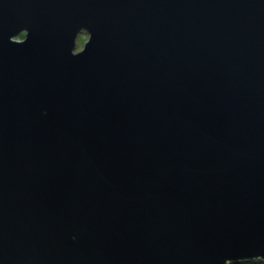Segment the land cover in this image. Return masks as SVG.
Here are the masks:
<instances>
[{
  "label": "water",
  "instance_id": "1",
  "mask_svg": "<svg viewBox=\"0 0 264 264\" xmlns=\"http://www.w3.org/2000/svg\"><path fill=\"white\" fill-rule=\"evenodd\" d=\"M252 260L264 0H0V264Z\"/></svg>",
  "mask_w": 264,
  "mask_h": 264
},
{
  "label": "bare ground",
  "instance_id": "2",
  "mask_svg": "<svg viewBox=\"0 0 264 264\" xmlns=\"http://www.w3.org/2000/svg\"><path fill=\"white\" fill-rule=\"evenodd\" d=\"M26 35H27L26 32H21L17 37L13 38V42H18V43L24 42L26 40ZM87 37H88V35H87ZM81 41H82L81 45L79 44L78 45L79 47L76 46V49L73 52L74 54H78V53L82 52L84 45L88 42V40H86V39H83ZM80 49H82V50L79 51ZM239 263H241V262H239ZM230 264H232V263H230Z\"/></svg>",
  "mask_w": 264,
  "mask_h": 264
},
{
  "label": "trees",
  "instance_id": "3",
  "mask_svg": "<svg viewBox=\"0 0 264 264\" xmlns=\"http://www.w3.org/2000/svg\"><path fill=\"white\" fill-rule=\"evenodd\" d=\"M244 264H264V262L261 260H256V261H249V263L246 262Z\"/></svg>",
  "mask_w": 264,
  "mask_h": 264
},
{
  "label": "flooded vegetation",
  "instance_id": "4",
  "mask_svg": "<svg viewBox=\"0 0 264 264\" xmlns=\"http://www.w3.org/2000/svg\"><path fill=\"white\" fill-rule=\"evenodd\" d=\"M87 37V35L86 34H82V35H80L79 37H78V39H77V42H79L80 40H83V39H85ZM88 38V37H87ZM82 49H80L79 51H81Z\"/></svg>",
  "mask_w": 264,
  "mask_h": 264
},
{
  "label": "rangeland",
  "instance_id": "5",
  "mask_svg": "<svg viewBox=\"0 0 264 264\" xmlns=\"http://www.w3.org/2000/svg\"><path fill=\"white\" fill-rule=\"evenodd\" d=\"M86 40H88V38L86 37L85 38ZM81 43H82V41L80 40L79 42H77V46L80 44L81 45ZM79 47V46H78ZM253 261V260H252ZM254 261H256V260H254ZM249 263V261H244V262H241V263H235V264H244V263ZM232 264H234V263H232Z\"/></svg>",
  "mask_w": 264,
  "mask_h": 264
}]
</instances>
